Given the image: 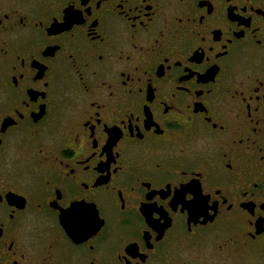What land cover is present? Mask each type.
Instances as JSON below:
<instances>
[{"label":"flooded vegetation","instance_id":"1","mask_svg":"<svg viewBox=\"0 0 264 264\" xmlns=\"http://www.w3.org/2000/svg\"><path fill=\"white\" fill-rule=\"evenodd\" d=\"M0 264H264V0H0Z\"/></svg>","mask_w":264,"mask_h":264},{"label":"water","instance_id":"2","mask_svg":"<svg viewBox=\"0 0 264 264\" xmlns=\"http://www.w3.org/2000/svg\"><path fill=\"white\" fill-rule=\"evenodd\" d=\"M69 225L68 224H66V229H69ZM71 234H74V232L72 231V233Z\"/></svg>","mask_w":264,"mask_h":264},{"label":"snow or ice","instance_id":"3","mask_svg":"<svg viewBox=\"0 0 264 264\" xmlns=\"http://www.w3.org/2000/svg\"><path fill=\"white\" fill-rule=\"evenodd\" d=\"M181 196H182V194H181ZM190 199H191V197H190Z\"/></svg>","mask_w":264,"mask_h":264}]
</instances>
